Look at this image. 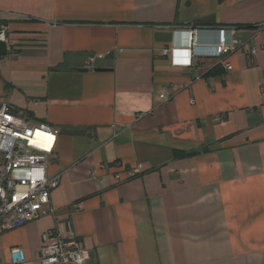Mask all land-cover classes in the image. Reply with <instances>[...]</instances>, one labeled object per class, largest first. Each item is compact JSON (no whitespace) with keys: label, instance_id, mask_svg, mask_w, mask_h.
I'll use <instances>...</instances> for the list:
<instances>
[{"label":"crops","instance_id":"1","mask_svg":"<svg viewBox=\"0 0 264 264\" xmlns=\"http://www.w3.org/2000/svg\"><path fill=\"white\" fill-rule=\"evenodd\" d=\"M0 26V106L59 130L61 173L0 264L65 218L87 264H264V0H0ZM194 28L240 47L193 56Z\"/></svg>","mask_w":264,"mask_h":264},{"label":"built area","instance_id":"2","mask_svg":"<svg viewBox=\"0 0 264 264\" xmlns=\"http://www.w3.org/2000/svg\"><path fill=\"white\" fill-rule=\"evenodd\" d=\"M235 32L234 29H232ZM188 49L193 56L222 57L240 47V39L227 43L224 29L217 44L203 49L197 43V30L190 29ZM0 39L8 41L6 27L0 26ZM247 47V46H246ZM252 54L256 48L250 49ZM232 68L231 64L227 65ZM165 98V94H160ZM59 130L44 122H36L24 109L8 102L0 106V232L8 231L44 216L54 215L53 191L59 187L61 173L50 174L49 166L55 152ZM132 170L127 174L133 176ZM119 177V176H118ZM75 210L82 204L75 203ZM39 264H87L90 253L76 236L70 219L60 220L55 228L41 234ZM9 264H33L25 249H9Z\"/></svg>","mask_w":264,"mask_h":264},{"label":"water","instance_id":"3","mask_svg":"<svg viewBox=\"0 0 264 264\" xmlns=\"http://www.w3.org/2000/svg\"><path fill=\"white\" fill-rule=\"evenodd\" d=\"M8 52V46L5 40L0 39V55H5ZM99 69V68H98Z\"/></svg>","mask_w":264,"mask_h":264},{"label":"trees","instance_id":"4","mask_svg":"<svg viewBox=\"0 0 264 264\" xmlns=\"http://www.w3.org/2000/svg\"><path fill=\"white\" fill-rule=\"evenodd\" d=\"M59 68V67H58ZM73 133H76V134H81V133H84L85 131L83 130H80V129H75L72 131ZM194 152H191V153H187L186 155H191L193 154Z\"/></svg>","mask_w":264,"mask_h":264}]
</instances>
